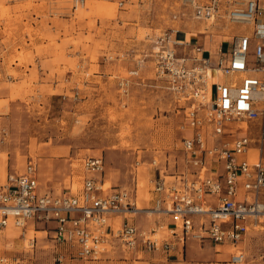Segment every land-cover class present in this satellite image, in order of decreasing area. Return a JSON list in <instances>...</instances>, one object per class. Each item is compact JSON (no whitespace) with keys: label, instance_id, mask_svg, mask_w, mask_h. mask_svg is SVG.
<instances>
[{"label":"rangeland","instance_id":"obj_1","mask_svg":"<svg viewBox=\"0 0 264 264\" xmlns=\"http://www.w3.org/2000/svg\"><path fill=\"white\" fill-rule=\"evenodd\" d=\"M49 2L56 7L53 24L47 11L40 22L24 20L25 11H43ZM72 4L0 0V183L31 159L41 191L78 193L88 175L82 159L100 156L104 169L97 177L110 184L106 190L123 187L142 206L124 215L164 237L170 217L146 212L153 206L150 179L160 170L174 182L190 167L181 149L182 101L156 76L152 52L172 28L179 41L218 42L250 33V24L197 19L188 0ZM122 218H112L113 225ZM7 226L17 231L8 238L12 231L0 228V255L9 264H144L117 241L100 258L82 259L56 244L42 223ZM245 246L250 264H264V229H251ZM204 252L211 260L208 248Z\"/></svg>","mask_w":264,"mask_h":264},{"label":"built area","instance_id":"obj_2","mask_svg":"<svg viewBox=\"0 0 264 264\" xmlns=\"http://www.w3.org/2000/svg\"><path fill=\"white\" fill-rule=\"evenodd\" d=\"M262 1L188 0L197 19L216 16L255 24L250 33L233 35L227 50L219 47L214 62L198 44L192 45L190 63L185 55L178 56L174 45L185 43L172 37L173 28L152 52L156 76L176 102L182 101L181 149L190 167L174 182L160 170L150 179L153 206L146 212L170 217L166 236L144 230L124 215L139 210L127 189L103 188L97 177L103 159L93 155L82 159L88 175L78 193L41 191L31 159L22 171L8 173L0 183V228L42 223L56 244L82 259L100 258L117 241L135 253L155 254L144 264H167L178 244L191 239L229 245L233 251L228 263L243 264L246 235L264 229V34L258 29L264 25ZM83 4L73 0L72 7ZM119 214L123 218L114 226L112 218ZM62 257L59 254L57 261ZM9 263L0 255V264Z\"/></svg>","mask_w":264,"mask_h":264},{"label":"crops","instance_id":"obj_3","mask_svg":"<svg viewBox=\"0 0 264 264\" xmlns=\"http://www.w3.org/2000/svg\"><path fill=\"white\" fill-rule=\"evenodd\" d=\"M40 0H34L36 4H39ZM264 3V1H262ZM55 4L52 2H49L45 9L43 11L35 12L34 10H29L25 11V17L24 20H36L37 22H40L42 20V13L49 12V23L53 24L54 20L53 15L55 12L53 11L56 7H54ZM40 10V9H37ZM54 12V13H53ZM33 22V21H31ZM262 23V22H261ZM36 24V22H35ZM250 24L251 31L254 28V23H248ZM258 29L261 30V34H264V25L261 24V26H258ZM1 37V36H0ZM177 37V36H176ZM233 37V36H232ZM232 37L230 39H224L223 41L219 40L218 42H215L214 39H211L212 41H206L202 40L200 41L199 39H196L195 41H186L184 40L185 38L183 37L182 43H185L186 45H194V44H199L203 45L204 50H205V55H209L212 61L214 62L216 57H217V48L222 47L223 50H227L231 44ZM182 39V38H181ZM178 40V39H177ZM179 41V40H178ZM254 40H252L251 43H253ZM189 43V44H187ZM173 47V45H171ZM217 46V47H216ZM174 49L177 53V55H185L188 60L187 63H190L189 59L193 55V50L191 47L187 48L186 46L183 45L181 46L180 50H178V47L174 45ZM217 49V50H216ZM177 50L179 52H177ZM10 224V223H9ZM28 224V223H27ZM6 230H11L12 232H17L14 228L12 229L11 226H8ZM208 248V251L210 252L208 257L211 258H205V252L204 249ZM231 247L229 245H214L211 242L204 241V242H198L196 240H187L185 245H180L178 244L177 248L170 253L168 259H167V264H230L228 263L229 260V255L233 251L230 250ZM246 249V246H245ZM190 251L191 255H187V252ZM141 253V255H140ZM137 257L140 258L141 262L144 263V261L149 258V257H155V254H148L145 252H137ZM208 259V260H207ZM247 259H248V254H247ZM246 259V261L243 264H250V262Z\"/></svg>","mask_w":264,"mask_h":264},{"label":"bare ground","instance_id":"obj_4","mask_svg":"<svg viewBox=\"0 0 264 264\" xmlns=\"http://www.w3.org/2000/svg\"><path fill=\"white\" fill-rule=\"evenodd\" d=\"M211 19V18H210ZM108 187H110V184L107 186L106 183H104L103 185V188L106 190ZM144 208V207H143ZM136 210H141L142 209V206L140 204H136V207H135ZM8 226H6L5 228H7ZM13 229V228H12ZM15 234H13V232H9L8 233V238H13ZM26 239V238H24ZM27 240V239H26Z\"/></svg>","mask_w":264,"mask_h":264}]
</instances>
